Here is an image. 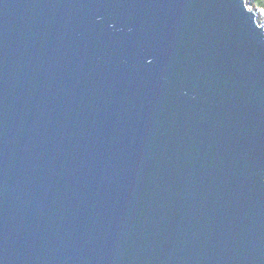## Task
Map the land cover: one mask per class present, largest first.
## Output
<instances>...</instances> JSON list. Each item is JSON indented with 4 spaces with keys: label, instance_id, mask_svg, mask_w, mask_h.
Returning <instances> with one entry per match:
<instances>
[{
    "label": "water",
    "instance_id": "obj_1",
    "mask_svg": "<svg viewBox=\"0 0 264 264\" xmlns=\"http://www.w3.org/2000/svg\"><path fill=\"white\" fill-rule=\"evenodd\" d=\"M251 2L0 0V264H264Z\"/></svg>",
    "mask_w": 264,
    "mask_h": 264
},
{
    "label": "rangeland",
    "instance_id": "obj_2",
    "mask_svg": "<svg viewBox=\"0 0 264 264\" xmlns=\"http://www.w3.org/2000/svg\"><path fill=\"white\" fill-rule=\"evenodd\" d=\"M252 1L254 3V0H252ZM246 2L250 8H253V4H252L251 0H246ZM254 6H255L256 10L258 11L257 18L259 17L260 19H263L264 18V8L263 7L259 8L255 3H254ZM259 18H258V20H259Z\"/></svg>",
    "mask_w": 264,
    "mask_h": 264
},
{
    "label": "trees",
    "instance_id": "obj_3",
    "mask_svg": "<svg viewBox=\"0 0 264 264\" xmlns=\"http://www.w3.org/2000/svg\"><path fill=\"white\" fill-rule=\"evenodd\" d=\"M254 3L260 8H264V0H254Z\"/></svg>",
    "mask_w": 264,
    "mask_h": 264
},
{
    "label": "bare ground",
    "instance_id": "obj_4",
    "mask_svg": "<svg viewBox=\"0 0 264 264\" xmlns=\"http://www.w3.org/2000/svg\"><path fill=\"white\" fill-rule=\"evenodd\" d=\"M256 17H257V15H256Z\"/></svg>",
    "mask_w": 264,
    "mask_h": 264
}]
</instances>
